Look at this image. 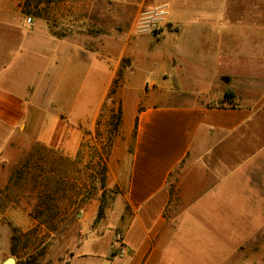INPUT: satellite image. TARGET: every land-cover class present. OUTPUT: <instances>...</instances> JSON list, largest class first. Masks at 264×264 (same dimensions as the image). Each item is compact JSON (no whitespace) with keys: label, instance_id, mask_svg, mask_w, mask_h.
Listing matches in <instances>:
<instances>
[{"label":"crops","instance_id":"obj_1","mask_svg":"<svg viewBox=\"0 0 264 264\" xmlns=\"http://www.w3.org/2000/svg\"><path fill=\"white\" fill-rule=\"evenodd\" d=\"M90 2L106 5L89 14L95 31H86L84 16L66 35L28 29L23 66L0 69V115L26 110L24 135L66 155L121 77L108 183L123 193L109 208L108 228L54 264H264V0ZM161 3L170 6L168 27L158 36L135 33L138 13ZM7 23L0 56L15 61L26 48L24 29ZM69 82L77 87L66 100ZM62 110L75 111L76 127Z\"/></svg>","mask_w":264,"mask_h":264},{"label":"rangeland","instance_id":"obj_2","mask_svg":"<svg viewBox=\"0 0 264 264\" xmlns=\"http://www.w3.org/2000/svg\"><path fill=\"white\" fill-rule=\"evenodd\" d=\"M97 7L106 5L95 3L93 7L90 0H0V38L8 34L7 22L13 21L24 29L19 44L27 48L15 61L14 55L0 56V69L3 65L10 68L12 63L16 68L23 66L31 40L28 29L47 26L66 35L74 33L78 23L83 26L80 22L84 16L86 31H95L89 14ZM11 13L16 15L9 16ZM29 17L33 26L27 23ZM121 22L116 19L115 26L121 28ZM43 70L41 65L34 71L36 81ZM14 71L6 72L2 81L11 79ZM259 75L264 76V71ZM206 82L202 76L197 83L204 87ZM120 85L95 125L83 131L77 150L68 155L63 148L44 147L24 135L26 110L1 112L0 143L1 138L8 140L3 149L0 147V264L10 259L14 264H54L57 257L63 263V254L74 250L82 238L108 228L109 208L123 193L108 183L109 155L121 128L117 123L122 103ZM76 87V82L67 83L66 100L74 98ZM62 111L68 117L65 124L76 127L75 111Z\"/></svg>","mask_w":264,"mask_h":264},{"label":"built area","instance_id":"obj_3","mask_svg":"<svg viewBox=\"0 0 264 264\" xmlns=\"http://www.w3.org/2000/svg\"><path fill=\"white\" fill-rule=\"evenodd\" d=\"M170 6L168 3H161L149 6L142 9L136 16L133 29L137 34H152L159 35L169 25L170 18ZM29 26L34 25L32 17L27 20ZM115 244L118 255H123V236L121 233H117L115 236Z\"/></svg>","mask_w":264,"mask_h":264},{"label":"trees","instance_id":"obj_4","mask_svg":"<svg viewBox=\"0 0 264 264\" xmlns=\"http://www.w3.org/2000/svg\"><path fill=\"white\" fill-rule=\"evenodd\" d=\"M120 79H121V77L117 78V80L114 82L111 94H114V92H116V88H118V85L120 83ZM226 95L229 96V92H227ZM117 118H118V120H117L118 126H121V122H122V106H121V103L119 105V115L117 116Z\"/></svg>","mask_w":264,"mask_h":264},{"label":"water","instance_id":"obj_5","mask_svg":"<svg viewBox=\"0 0 264 264\" xmlns=\"http://www.w3.org/2000/svg\"><path fill=\"white\" fill-rule=\"evenodd\" d=\"M6 264H14V260L10 259Z\"/></svg>","mask_w":264,"mask_h":264}]
</instances>
